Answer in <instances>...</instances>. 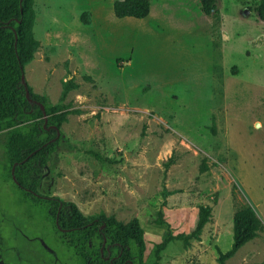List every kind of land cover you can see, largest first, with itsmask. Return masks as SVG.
Wrapping results in <instances>:
<instances>
[{"label": "rangeland", "instance_id": "rangeland-1", "mask_svg": "<svg viewBox=\"0 0 264 264\" xmlns=\"http://www.w3.org/2000/svg\"><path fill=\"white\" fill-rule=\"evenodd\" d=\"M116 1L33 0L39 49L24 68L26 83L52 106L71 86L63 139L37 192L74 204L84 217L137 219L142 264L154 263L168 228L187 233L197 209L210 207L200 240L187 250L170 244L157 264H216L215 248L231 247L236 209L251 207L264 226L259 0H216L215 17L204 16L198 0H146L142 20L116 19ZM7 131L0 132V264H93L89 252L82 258L67 244L74 238L56 234L68 230L44 204L9 179ZM160 209L165 224H150ZM263 261L264 231L226 264Z\"/></svg>", "mask_w": 264, "mask_h": 264}, {"label": "trees", "instance_id": "trees-1", "mask_svg": "<svg viewBox=\"0 0 264 264\" xmlns=\"http://www.w3.org/2000/svg\"><path fill=\"white\" fill-rule=\"evenodd\" d=\"M200 11L206 17H215L216 0H198ZM116 19H145L150 13L146 0H121L112 5ZM257 17L264 21V0H259L255 8ZM82 20L87 23L86 14ZM36 12L33 0H0V132L7 131L4 151L8 162V177L13 168L16 186L25 198L34 204L42 203L51 219L63 229L64 236H70L67 244L84 258L86 252L93 264H142L145 249L142 228L137 219L124 224L114 217L103 215L84 217L76 206L57 197H43L37 188L44 175L45 166L62 142L61 126L66 123L68 106L63 105L71 86L64 84L59 104L52 106L46 98L35 95L27 85L28 98L21 79L24 68L30 64L39 49L33 29ZM44 109L45 115L41 110ZM46 120V122H45ZM1 136V135H0ZM97 162L110 163L96 153L88 152ZM170 161L165 166L168 167ZM206 171L205 162L200 173ZM164 207V203L161 206ZM211 208L199 207L192 227L187 233L174 234L169 228L154 250L157 264L160 254L174 243H181L189 249L193 241H199L204 227L210 222ZM150 224H165L164 213L160 209ZM56 230V228H55ZM264 231L261 220L249 206L235 210L232 216V244L228 251H216V264H226L246 244ZM102 251L103 259L100 254ZM137 258V260H135ZM255 264H264L263 262Z\"/></svg>", "mask_w": 264, "mask_h": 264}, {"label": "water", "instance_id": "water-1", "mask_svg": "<svg viewBox=\"0 0 264 264\" xmlns=\"http://www.w3.org/2000/svg\"><path fill=\"white\" fill-rule=\"evenodd\" d=\"M21 79H22V81H23V83H24V87H25V96H26V98H28L27 83H26V80H25V75H24V73L22 74ZM41 110H42V112H43V115H45V113H44V109H43L42 106H41ZM45 122H46V120H45ZM13 170H14V169L12 168V170H11L12 180H13V182L18 186V183L15 181V178H14V176H13Z\"/></svg>", "mask_w": 264, "mask_h": 264}]
</instances>
